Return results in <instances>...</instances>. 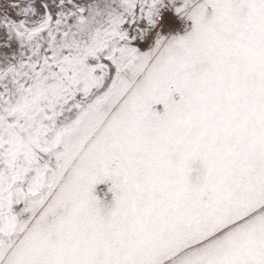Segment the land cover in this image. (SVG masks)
<instances>
[{"label": "snow or ice", "instance_id": "1", "mask_svg": "<svg viewBox=\"0 0 264 264\" xmlns=\"http://www.w3.org/2000/svg\"><path fill=\"white\" fill-rule=\"evenodd\" d=\"M0 264H264V0H0Z\"/></svg>", "mask_w": 264, "mask_h": 264}]
</instances>
